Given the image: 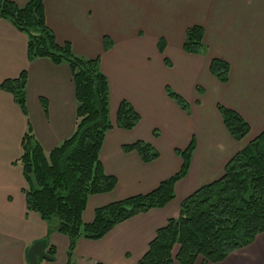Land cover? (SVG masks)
<instances>
[{"label": "crops", "instance_id": "obj_1", "mask_svg": "<svg viewBox=\"0 0 264 264\" xmlns=\"http://www.w3.org/2000/svg\"><path fill=\"white\" fill-rule=\"evenodd\" d=\"M10 1L23 6L28 0ZM43 9L57 42H68L78 56L98 57L109 85L112 127L99 160L117 181L110 192L88 197L84 222L92 221L95 208L149 192L172 176L182 163L175 149L195 139L188 171L175 183L171 201L117 223L100 239H77L71 255L75 264H135L157 229L178 216L181 201L218 179L232 155L264 128V0H43ZM192 25L203 28L201 54L182 49L185 30ZM105 37L111 40L109 49H104ZM160 38L163 53L157 48ZM26 51V35L0 17V82L22 70L27 75L26 115L0 89V264H29L26 253L36 241H45L46 252L49 246L54 249L53 259L40 258L39 264H66L68 238L49 231L47 222L26 208L18 159L27 123L46 152L72 134L74 84L66 63L45 57L28 61ZM213 57L229 64L226 83L209 73ZM166 86L187 101L188 110L167 95ZM121 100L139 115L129 130L115 122ZM217 104L247 121V136L231 138ZM137 140L152 145L158 157L146 163L135 151L123 150ZM207 264H264V232L222 261Z\"/></svg>", "mask_w": 264, "mask_h": 264}, {"label": "trees", "instance_id": "obj_2", "mask_svg": "<svg viewBox=\"0 0 264 264\" xmlns=\"http://www.w3.org/2000/svg\"><path fill=\"white\" fill-rule=\"evenodd\" d=\"M0 17L26 35L28 61L45 57L54 64L66 63L71 72L76 102L72 134L46 152L27 123L18 163L25 180L23 191L27 210L36 212L47 222L49 231L54 230L68 238L66 264H75L71 255L77 239H100L117 223L151 208L164 207L174 198V185L188 171L195 139L192 137L184 149H175L182 163L172 176L149 192L95 208L92 221L84 222L82 214L88 197L110 192L117 181L104 171L99 160L104 135L112 127L107 77L101 71L98 57L78 56L68 42H57L45 22L43 0H28L23 6L0 0ZM103 42L104 49L112 45L107 37ZM164 47V40L160 38L158 51L163 53ZM182 49L189 54L204 51L200 25L185 30ZM208 69L219 82L228 81L229 64L225 60L211 58ZM26 81V71L22 70L17 77L0 82V89L13 96L25 115ZM165 90L182 110L189 109L182 96L168 86ZM41 101L45 109V101ZM217 110L233 140L238 141L249 133V124L237 111L221 104H217ZM138 121L139 115L132 105L121 100L116 111V125L129 130ZM123 150L135 151L146 163L158 157L156 149L142 140L123 145ZM262 232L264 128L232 155L218 179L200 186L181 201L178 216L169 218L157 229L147 251L135 264H195L197 259L201 264L219 262L250 244ZM175 245L178 250L173 255ZM48 252L53 256V246H49Z\"/></svg>", "mask_w": 264, "mask_h": 264}, {"label": "water", "instance_id": "obj_3", "mask_svg": "<svg viewBox=\"0 0 264 264\" xmlns=\"http://www.w3.org/2000/svg\"><path fill=\"white\" fill-rule=\"evenodd\" d=\"M27 260L29 264H39V259L52 260L53 256L46 252L45 241L34 242L27 250Z\"/></svg>", "mask_w": 264, "mask_h": 264}, {"label": "rangeland", "instance_id": "obj_4", "mask_svg": "<svg viewBox=\"0 0 264 264\" xmlns=\"http://www.w3.org/2000/svg\"><path fill=\"white\" fill-rule=\"evenodd\" d=\"M197 87H198V86H196V90H197ZM197 92L200 93V92H201V89H200V90H197ZM246 136H247V135H246ZM243 138H244V137H243ZM243 138H242V139H243ZM252 139H253V138H252ZM240 140H241V139H240ZM175 246H176V245H175ZM175 246L173 247L174 249H172V254H173V255H175L174 253L176 252V250H177V248H178V246H176V247H175ZM197 261H198V259H197ZM197 261H196V262H197ZM196 262H195V263H196ZM176 264H177V263H176Z\"/></svg>", "mask_w": 264, "mask_h": 264}]
</instances>
